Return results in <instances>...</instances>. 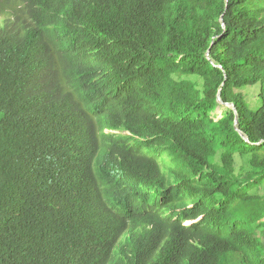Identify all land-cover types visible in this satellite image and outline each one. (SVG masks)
<instances>
[{"label": "trees", "instance_id": "obj_1", "mask_svg": "<svg viewBox=\"0 0 264 264\" xmlns=\"http://www.w3.org/2000/svg\"><path fill=\"white\" fill-rule=\"evenodd\" d=\"M0 264H264V0H0Z\"/></svg>", "mask_w": 264, "mask_h": 264}, {"label": "rangeland", "instance_id": "obj_2", "mask_svg": "<svg viewBox=\"0 0 264 264\" xmlns=\"http://www.w3.org/2000/svg\"><path fill=\"white\" fill-rule=\"evenodd\" d=\"M245 94H246V98L248 101H254V99L256 98V94H257V89L256 88H249L245 90ZM231 106L229 105H222L216 110V112L214 113L215 118H220L222 111H224L225 108H230ZM127 134V133H126Z\"/></svg>", "mask_w": 264, "mask_h": 264}, {"label": "water", "instance_id": "obj_3", "mask_svg": "<svg viewBox=\"0 0 264 264\" xmlns=\"http://www.w3.org/2000/svg\"><path fill=\"white\" fill-rule=\"evenodd\" d=\"M220 103H221V101H219ZM228 105V104H227ZM229 106H232L231 104H229ZM233 110H235V108L233 107L232 108ZM235 124H237V117H236V119H235Z\"/></svg>", "mask_w": 264, "mask_h": 264}]
</instances>
